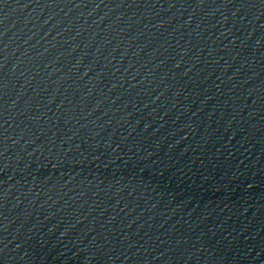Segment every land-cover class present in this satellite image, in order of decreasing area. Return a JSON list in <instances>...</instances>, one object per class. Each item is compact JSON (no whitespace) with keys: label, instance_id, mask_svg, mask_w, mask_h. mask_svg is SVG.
Segmentation results:
<instances>
[{"label":"water","instance_id":"95a60500","mask_svg":"<svg viewBox=\"0 0 264 264\" xmlns=\"http://www.w3.org/2000/svg\"><path fill=\"white\" fill-rule=\"evenodd\" d=\"M0 264H264V0H0Z\"/></svg>","mask_w":264,"mask_h":264}]
</instances>
